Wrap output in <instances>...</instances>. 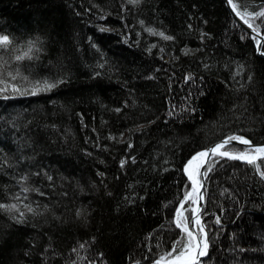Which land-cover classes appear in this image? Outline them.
Here are the masks:
<instances>
[{
    "label": "trees",
    "instance_id": "obj_1",
    "mask_svg": "<svg viewBox=\"0 0 264 264\" xmlns=\"http://www.w3.org/2000/svg\"><path fill=\"white\" fill-rule=\"evenodd\" d=\"M232 5L264 37V0ZM0 35V204L17 206L0 208V264H155L187 242V161L229 136L264 144V59L222 0H0ZM209 164L203 264H264V179Z\"/></svg>",
    "mask_w": 264,
    "mask_h": 264
},
{
    "label": "snow or ice",
    "instance_id": "obj_2",
    "mask_svg": "<svg viewBox=\"0 0 264 264\" xmlns=\"http://www.w3.org/2000/svg\"><path fill=\"white\" fill-rule=\"evenodd\" d=\"M141 0H128V3L131 4H139ZM228 3L230 5L233 4V0H228ZM255 16L258 18L260 16H264V11L258 12L255 14ZM103 18V17H101ZM141 25L143 26V21H140ZM247 23L248 27L252 29L253 32L256 33V39L258 43L261 40L260 37V27L261 25H256L254 22L245 21ZM101 31H105V28H101ZM145 31L149 35L159 36L163 38L164 40H173L174 37L170 35H166L164 32H158L155 29L151 27L145 28ZM247 35H250V33H247ZM10 43V38L7 35H0V46H7ZM261 49H264V44H261ZM35 47V43L33 41L28 42L27 51L23 52V54L16 55L15 60L21 61L25 59L26 57L31 59L32 57L29 55ZM156 47L155 44L151 45L149 48V51H151V48ZM161 52L164 51L163 48L160 49ZM185 54H187V50H185ZM262 54H264V51H262ZM6 63V62H5ZM12 80L16 79V75H13L11 73L8 74ZM25 80H27V77H24ZM0 83H3V81H0ZM10 85L4 83V86L0 88V92H7L8 87ZM57 83H51L47 80L44 81H37L35 84L31 85V91L29 92L28 88L19 89L16 87H12L13 94L18 95H37L39 92L42 91H48L52 88L56 87ZM14 98L7 95L0 96V99H9ZM119 111V109H117ZM169 115H172V113H169ZM232 141H237L241 144L249 145L251 142L247 139H244L240 136H229L227 139L221 141L220 143L215 144L214 146L196 153L194 156L191 157V159L188 160L186 165L184 166V171L188 175L189 181L192 183V190L189 192H186L184 197L178 202L179 207L175 209V224L178 229L181 230L182 233L186 234L187 242H185L184 238L177 239L172 242V248L165 254L160 257L159 260L155 261V264H161V261L165 260L166 257L168 259V264H203V258L208 255L207 249L209 247V238L207 234L205 233V229L203 225L200 223V217L198 215L200 209L199 207L190 208L189 211L191 212V217H185L184 215V205L186 202L191 201L193 205H196L198 203V200L203 199V195L201 192V188L203 186L202 181L198 180L197 177H203L206 178L208 176V173L212 171V167L209 164V160L211 157H221V158H227L230 160H242L248 164H253L256 167V171L260 174L261 179H264V171H261V167L259 164H256V160L258 157H264V146L260 147H254L249 148L245 150H240L237 152H232L228 150V147L231 145ZM131 147V145H129ZM255 153L256 155H251V153ZM125 161L121 160L120 164L121 167L124 166ZM195 163V168H193V165ZM51 179V177H49ZM22 192H28V188H22ZM195 194V198H193V195ZM20 197L17 196L16 199H19ZM27 197H25L26 199ZM28 211L31 212L32 208L28 205ZM0 208L6 209L8 211H13L17 209V206L15 204H0ZM77 215L79 216L80 213L78 212ZM23 216L24 213H20V219L17 222H23ZM13 219H16V217H13ZM216 223H220L219 219H217ZM189 224H195L198 225V232L199 236L194 234L191 230H189ZM81 248L84 247L83 244L80 245ZM187 258V259H182Z\"/></svg>",
    "mask_w": 264,
    "mask_h": 264
},
{
    "label": "water",
    "instance_id": "obj_3",
    "mask_svg": "<svg viewBox=\"0 0 264 264\" xmlns=\"http://www.w3.org/2000/svg\"><path fill=\"white\" fill-rule=\"evenodd\" d=\"M222 2L224 3L226 9L228 10L230 16L232 17V19L235 21V23L246 33H250V36H252L253 38L256 37V33L252 31L251 28L248 27L247 23H245V21L238 15V13L236 12V10L234 9L233 5H230L228 3V0H222ZM260 37H261V40L260 42L258 43L257 41V44H256V47H255V51H256V55L262 59H264V54H262V49H261V44L264 43V37L262 36V34H260ZM223 141V140H222ZM221 141L219 142H216L210 146H208L206 149L214 146L215 144L217 143H220ZM230 146H235V147H240V148H245V149H249V148H254V147H260V146H264V144H252L250 143L249 145H245V144H241L237 141H232L231 145ZM229 146V147H230ZM204 149V150H206ZM202 150V151H204ZM201 152V151H200ZM195 155V154H194ZM193 155V156H194ZM256 155V154H255ZM262 157H258V159H260ZM191 159V158H190ZM211 159V158H210ZM256 160V161H257ZM210 161V160H209ZM240 162H244L242 160H238ZM188 162V161H187ZM184 174L186 176V178L188 179V176L186 175L185 171H184ZM199 180L202 181V188H201V192H202V195H203V199L202 200H198V203L196 205L193 206L194 207H199L200 211L198 213L199 217H200V223L203 225L204 229H205V233L207 234L208 236V232H207V229L205 227V225L203 224V221H202V211H203V208H204V189H205V184H206V178H203V177H199ZM189 181V179H188ZM190 185H191V188H192V183L191 181H189ZM189 230H191L194 234H196L197 236H199V232H198V225H195V224H189ZM198 226V227H197ZM207 252L209 253V247L207 249ZM208 256V255H207ZM206 256V257H207ZM204 257L203 260L206 258ZM182 259H185V258H182ZM168 263V260H165V261H161V264H167Z\"/></svg>",
    "mask_w": 264,
    "mask_h": 264
},
{
    "label": "bare ground",
    "instance_id": "obj_4",
    "mask_svg": "<svg viewBox=\"0 0 264 264\" xmlns=\"http://www.w3.org/2000/svg\"><path fill=\"white\" fill-rule=\"evenodd\" d=\"M212 158V157H211ZM196 165H195V163H194V165H193V168L195 167ZM185 175V174H184ZM187 175V174H186ZM188 176V175H187ZM199 178V177H198ZM198 227V226H197ZM185 259H187V258H185ZM168 264V263H167Z\"/></svg>",
    "mask_w": 264,
    "mask_h": 264
},
{
    "label": "rangeland",
    "instance_id": "obj_5",
    "mask_svg": "<svg viewBox=\"0 0 264 264\" xmlns=\"http://www.w3.org/2000/svg\"><path fill=\"white\" fill-rule=\"evenodd\" d=\"M253 155H255V153L253 154ZM195 168V167H194ZM198 178V177H197ZM198 180H199V178H198ZM191 190H192V188H191ZM193 198H195V194L193 195ZM200 235V234H199Z\"/></svg>",
    "mask_w": 264,
    "mask_h": 264
}]
</instances>
